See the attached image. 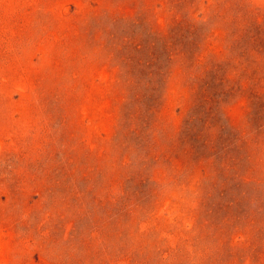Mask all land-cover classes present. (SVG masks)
Listing matches in <instances>:
<instances>
[{"label":"rangeland","instance_id":"1","mask_svg":"<svg viewBox=\"0 0 264 264\" xmlns=\"http://www.w3.org/2000/svg\"><path fill=\"white\" fill-rule=\"evenodd\" d=\"M0 264H264V0H0Z\"/></svg>","mask_w":264,"mask_h":264}]
</instances>
